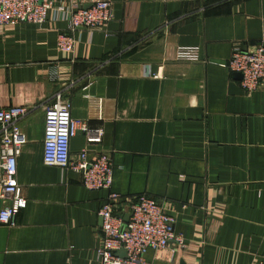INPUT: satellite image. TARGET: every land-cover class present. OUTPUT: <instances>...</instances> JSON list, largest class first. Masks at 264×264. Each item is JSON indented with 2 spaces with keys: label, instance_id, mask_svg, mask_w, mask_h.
<instances>
[{
  "label": "crops",
  "instance_id": "obj_1",
  "mask_svg": "<svg viewBox=\"0 0 264 264\" xmlns=\"http://www.w3.org/2000/svg\"><path fill=\"white\" fill-rule=\"evenodd\" d=\"M108 1L113 18L76 31L71 53L56 45L63 13L0 25V108H28L15 174L26 206L0 224V264H101L97 212L110 191L151 195L174 217L182 246L148 250L149 264L264 262V85L246 92L226 66L235 46L264 44V0ZM178 45L199 46L201 60H176ZM57 91L72 117L102 129L94 143L78 131L70 156L108 153L109 188L43 162Z\"/></svg>",
  "mask_w": 264,
  "mask_h": 264
},
{
  "label": "built area",
  "instance_id": "obj_2",
  "mask_svg": "<svg viewBox=\"0 0 264 264\" xmlns=\"http://www.w3.org/2000/svg\"><path fill=\"white\" fill-rule=\"evenodd\" d=\"M49 13H63L66 29L57 35V48L73 52L74 33L81 29L91 31L104 26L113 18L112 3L99 0L75 9L54 5L53 0H0V25L16 23L42 24ZM175 58L180 61H200V47L178 45ZM226 66L241 73L240 86L254 91L264 85V44L262 40L251 49L235 46ZM70 101L57 91L44 108L43 152L45 164L70 168L81 176L88 190L109 188L112 183V161L106 152L89 157L82 149L76 159L70 156V140L78 131L87 135L88 142H100L103 131L90 128L85 120L71 116ZM23 105L0 108V224H15V217L26 206V198L15 180L17 157L26 138L19 125L27 114ZM7 199V200H6ZM127 220L123 213H129ZM101 219L100 244L96 255L101 264H149L145 253L150 249H165L170 243L182 246L183 238L174 231V217L164 209V202L146 193L130 199L110 191L97 212ZM123 250V255L117 254ZM256 264H264L258 262Z\"/></svg>",
  "mask_w": 264,
  "mask_h": 264
},
{
  "label": "water",
  "instance_id": "obj_3",
  "mask_svg": "<svg viewBox=\"0 0 264 264\" xmlns=\"http://www.w3.org/2000/svg\"><path fill=\"white\" fill-rule=\"evenodd\" d=\"M235 74H236L237 76H239V78H241V76H242L241 73H239V72H235ZM130 214H131V212L124 214V215H123V219H124V220H127ZM100 220H101V219H100ZM122 255H123V254H122Z\"/></svg>",
  "mask_w": 264,
  "mask_h": 264
}]
</instances>
